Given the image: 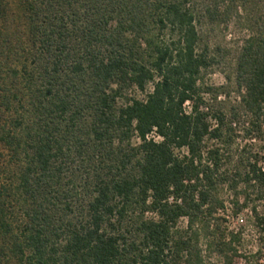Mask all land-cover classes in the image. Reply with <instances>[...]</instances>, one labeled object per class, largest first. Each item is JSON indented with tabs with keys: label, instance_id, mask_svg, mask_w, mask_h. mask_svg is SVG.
<instances>
[{
	"label": "trees",
	"instance_id": "1",
	"mask_svg": "<svg viewBox=\"0 0 264 264\" xmlns=\"http://www.w3.org/2000/svg\"><path fill=\"white\" fill-rule=\"evenodd\" d=\"M237 18L240 101L214 109L201 26ZM247 140L264 148V0H0L8 264H204L203 237L234 251L242 234L222 231L221 190L236 215L264 200ZM226 149L243 152L234 175Z\"/></svg>",
	"mask_w": 264,
	"mask_h": 264
},
{
	"label": "rangeland",
	"instance_id": "2",
	"mask_svg": "<svg viewBox=\"0 0 264 264\" xmlns=\"http://www.w3.org/2000/svg\"><path fill=\"white\" fill-rule=\"evenodd\" d=\"M242 23L243 20L237 18L227 21L219 20L213 24L205 21L201 26L204 43L210 47L212 53L217 55V64L209 69L205 78L207 86L213 89L209 95H206V100L214 109L229 111L231 107L238 105L240 101L234 84V67L236 55L242 46L243 40L248 35ZM137 96L144 98L141 94ZM241 141L239 140V143L244 145ZM245 143L256 145V149H245L246 156H257L259 165L264 171V148H262V144L250 140ZM225 152L223 169L234 175L238 155L243 153L242 149H226ZM7 161V154L0 143V165L5 166ZM243 191V185H240L237 190L240 203L244 199ZM259 195V193L253 194L250 198L249 208L236 215L232 210L235 192L231 191L228 186L221 190V197L226 202L227 208L226 211L218 215L221 219L222 231L227 236L231 232H240L242 236L240 242H237L234 246L235 250L227 251L225 254L220 253L222 249L211 246L212 239L203 237L201 249L204 264H225L227 257L232 259V264H264V225H260L251 212L252 207L255 206L260 218H264V200H259ZM186 225V219L180 221L179 226L181 228H185ZM0 264L8 263L6 259L0 257Z\"/></svg>",
	"mask_w": 264,
	"mask_h": 264
},
{
	"label": "built area",
	"instance_id": "3",
	"mask_svg": "<svg viewBox=\"0 0 264 264\" xmlns=\"http://www.w3.org/2000/svg\"><path fill=\"white\" fill-rule=\"evenodd\" d=\"M156 139H160L159 137H157Z\"/></svg>",
	"mask_w": 264,
	"mask_h": 264
}]
</instances>
